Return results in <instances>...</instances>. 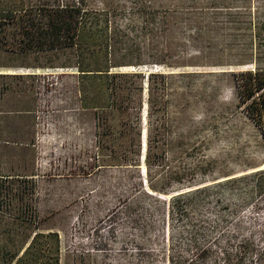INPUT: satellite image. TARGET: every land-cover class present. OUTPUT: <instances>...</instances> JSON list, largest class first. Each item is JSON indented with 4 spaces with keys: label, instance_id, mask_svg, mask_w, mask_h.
<instances>
[{
    "label": "rangeland",
    "instance_id": "1",
    "mask_svg": "<svg viewBox=\"0 0 264 264\" xmlns=\"http://www.w3.org/2000/svg\"><path fill=\"white\" fill-rule=\"evenodd\" d=\"M83 7L94 14L85 31L100 38L88 55L93 67L166 75L153 94L161 109L150 117L163 122L162 166L173 184L211 183L264 167V140L236 105L229 72L253 64L224 63L229 57L218 52L233 36L264 34V0H84ZM105 41L106 49L98 46ZM75 60L68 48L47 54L0 48V71H13L0 76V89L7 86L0 92V172H38L40 225L59 233L62 264H168L166 215L146 194L144 167L99 164L102 157L112 161L117 143L127 152L131 142L109 141L105 154L97 146V108L90 104L110 102L105 85L112 80L81 79L69 65ZM135 92L144 153L150 107L147 92ZM128 117L109 114L110 129ZM247 187L230 183L197 197L194 228L176 220L175 254L191 264L193 232L216 249L209 260L225 264L221 248L238 233L251 236L255 250L229 264H264V190Z\"/></svg>",
    "mask_w": 264,
    "mask_h": 264
},
{
    "label": "trees",
    "instance_id": "2",
    "mask_svg": "<svg viewBox=\"0 0 264 264\" xmlns=\"http://www.w3.org/2000/svg\"><path fill=\"white\" fill-rule=\"evenodd\" d=\"M83 4L84 0H0V48L16 54H47L68 48L76 56L75 62L69 65L76 67L81 79L97 77L112 80L105 85L110 91V102L90 104L97 108V146L100 153L105 154L104 150L110 147L109 141L127 136L131 142L127 152L126 148L117 143L115 148H110L112 161L108 162L102 157L99 164L144 167L146 194L154 203L162 204L163 214L166 215V260L168 264H186L175 254L176 220L184 219L191 229L194 228L192 212L195 199L217 186L243 182L248 185L250 192L261 193L264 190V167L221 180L214 179L217 181L211 183L198 182L194 178H179L176 180L178 184H173L174 180L170 179L171 176L167 177L162 166L165 142L163 122L159 116L150 117L161 109L157 103L159 99L153 94L157 83L158 87L163 85L166 75L162 70L127 69L123 71L129 72H121L109 67H93L89 62L90 54L96 52L94 41L100 38H93L92 34L85 31L88 19H93L94 14L87 13ZM224 42L226 47L218 51L220 56L229 57L224 63L253 64L229 72L236 88V105L254 123L264 140V34L256 31L243 37L233 36ZM98 46L106 49L107 42H101ZM8 72L2 71L0 76L11 73ZM79 88L85 93V87L80 85ZM6 89L7 86L2 85L0 92ZM136 90L147 92L150 107L144 153L139 120L142 101L134 96ZM115 112L129 117L120 119L113 131L108 123V115ZM130 122L132 126L128 131ZM5 142L30 144V141L24 139L5 138ZM179 142H183V139ZM182 150L185 154L190 153L186 152V148ZM37 175L36 170L29 173L0 172V264H62L59 233L40 225ZM152 208L155 209V206ZM152 223L151 218L150 226ZM190 234V245L194 248L191 264H214L209 260L216 250L213 244L205 238L204 242H199L193 232ZM229 238V242L220 251L225 264H229L233 258L242 259L246 253L255 250L251 236L237 233ZM231 239H235L234 243L230 242Z\"/></svg>",
    "mask_w": 264,
    "mask_h": 264
},
{
    "label": "crops",
    "instance_id": "3",
    "mask_svg": "<svg viewBox=\"0 0 264 264\" xmlns=\"http://www.w3.org/2000/svg\"><path fill=\"white\" fill-rule=\"evenodd\" d=\"M0 72H2V71H0ZM9 72H12V71H9Z\"/></svg>",
    "mask_w": 264,
    "mask_h": 264
},
{
    "label": "bare ground",
    "instance_id": "4",
    "mask_svg": "<svg viewBox=\"0 0 264 264\" xmlns=\"http://www.w3.org/2000/svg\"><path fill=\"white\" fill-rule=\"evenodd\" d=\"M263 167V166H262Z\"/></svg>",
    "mask_w": 264,
    "mask_h": 264
}]
</instances>
